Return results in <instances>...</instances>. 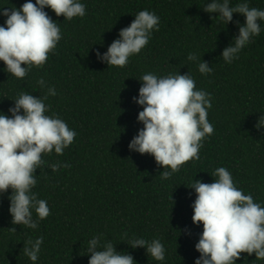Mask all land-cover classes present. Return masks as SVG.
I'll use <instances>...</instances> for the list:
<instances>
[{
    "label": "trees",
    "instance_id": "obj_1",
    "mask_svg": "<svg viewBox=\"0 0 264 264\" xmlns=\"http://www.w3.org/2000/svg\"><path fill=\"white\" fill-rule=\"evenodd\" d=\"M25 2L0 0V6L19 9ZM80 2L86 14L72 20L45 8L62 39L43 67H32L18 79L0 61V112L10 116L8 110L21 93L43 98L48 87H54L57 94L44 101L45 114L59 116L76 132L62 155L54 150L42 154L44 163L35 172L32 192L47 201L50 214L39 220L33 212L35 229L13 225L11 189L0 195V264H33L23 246L39 237L43 244L35 264H88V241L95 236L102 243L112 242L120 254L132 255L136 264H195L200 256L195 244L203 231L202 224L192 222L196 194L189 187L196 179L212 183L214 170L225 167L235 186L264 207V129L256 127L259 113H264V21H259L260 34L238 59L226 63L222 51L234 44L238 23L242 25L245 17L234 13L227 24L218 14L203 10L210 0ZM241 2L229 0V6ZM247 3L264 10V0ZM142 10L160 18L149 43L124 67L98 60L97 51L106 52ZM5 20L0 16V26ZM190 53L207 62L212 72L202 75L198 62L187 60ZM178 72L189 73L196 89L210 94L207 119L214 131L201 141L198 160L186 162L164 179V168L152 155L128 147L143 128L137 120L143 108L133 97H139L142 75ZM41 78L46 87L38 84ZM56 164L61 167L53 171ZM137 238L159 239L165 259L157 261L144 248H131L128 243ZM236 264H264V259L242 253Z\"/></svg>",
    "mask_w": 264,
    "mask_h": 264
},
{
    "label": "clouds",
    "instance_id": "obj_2",
    "mask_svg": "<svg viewBox=\"0 0 264 264\" xmlns=\"http://www.w3.org/2000/svg\"><path fill=\"white\" fill-rule=\"evenodd\" d=\"M49 8L56 16L72 20L83 17L86 7L80 0H27L19 9L0 6V16L6 17L0 26V61L8 74L23 79L32 67H43L49 53L62 39L58 24L45 11ZM207 13H216L227 24L233 14L245 17L239 27L234 44L222 51L226 63L238 59L240 51L253 37L261 32L259 21H264V10L250 8L247 0L229 6V0H210L203 8ZM160 18L153 12L142 10L135 15L130 26L120 30L107 51H97V59L109 67H124L132 55L139 54L149 43L152 32L159 30ZM188 61L198 62V71L208 75L212 68L195 53L187 56ZM24 65V66H22ZM139 97H133L143 110L137 120L143 128L131 140L128 147L140 154H150L164 168L162 178L168 179L190 160H198L201 141L210 136L213 125L208 121V109L212 107L210 94L196 89L195 80L187 74H168L158 77L153 73L142 75ZM38 84L46 87L41 78ZM57 94L48 87L43 98L21 93L9 108V115L0 112V195L11 189L9 213L13 225H24L35 229L37 221L50 214L47 201L38 199L32 189L37 184L35 172L44 163L43 153L62 155L76 136L67 123L56 115H46L48 96ZM22 110V111H21ZM257 129H264V113H259ZM68 167V165H63ZM58 170L61 165H52ZM165 169H169L165 171ZM214 182H196V198L192 203L193 224H202L203 231L195 249L200 253L195 264H236L242 253L256 259H264V207L254 202L251 195L239 190L231 173L219 167L212 173ZM15 231V229H12ZM43 237L28 240L24 254L35 264L39 258ZM128 245L135 249L144 248L157 261L165 259V248L159 239L148 242L142 238L132 239ZM102 249V250H98ZM88 264H136L133 256L120 254L110 241L101 242L100 236L88 241Z\"/></svg>",
    "mask_w": 264,
    "mask_h": 264
}]
</instances>
